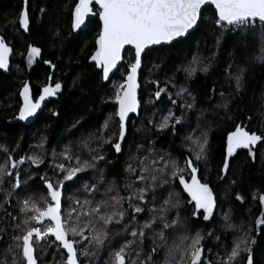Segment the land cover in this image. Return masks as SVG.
Here are the masks:
<instances>
[{"label":"trees","instance_id":"obj_1","mask_svg":"<svg viewBox=\"0 0 264 264\" xmlns=\"http://www.w3.org/2000/svg\"><path fill=\"white\" fill-rule=\"evenodd\" d=\"M76 2L77 0H28L29 26L25 31L19 25L24 0H0V34L14 51L9 75L0 72V164H6L9 154L14 161L30 155H36L44 161L40 168L35 169L31 161L25 160L20 164V169L12 170V176L21 174V185L16 193L21 199L24 195L33 197L35 192L40 193L42 180L40 177L35 179L34 176L42 174L52 176L53 181L58 180L62 178V173H57L55 163L75 165V157L79 156L81 160L83 158L94 163L95 167L90 168L85 175L80 172L73 178L74 184L68 185L71 196L64 202L63 211L69 208L74 199H84L85 184L97 185L100 177L94 174L102 167L105 173L102 185L109 181L121 195H127L123 185L129 175L125 172L128 164L135 166L140 157L149 155V150L157 158L170 156L182 163L186 156H191L185 137L199 122L200 127L208 132V145L207 160L199 162L197 175L201 182L209 183L213 189L216 206L207 221L200 213L193 217V205L188 203L190 198L183 192L178 181L158 186L157 205L173 188L183 202L179 210L174 209L169 213L171 219L179 212V224L167 230V245L186 248L191 237L199 233L203 237L202 259L211 264H220L225 249L230 251L235 238L247 233L249 239L255 241L251 245L254 264H264V224L256 225L258 218L264 219V207L259 203V196L264 194V142H257L254 146V158L248 155L247 149H238L229 157L230 168L225 179L221 181L217 178L226 155L227 134L234 131L236 125L264 137V52L261 51L264 48V38L261 36V26H256L254 30L239 31L221 28L215 23V10L208 7L202 13L198 29L186 39L148 51L143 59L140 76L141 112L138 118H131L129 121L127 138L118 154L111 143L100 144L92 137L99 136L102 125L109 120L104 136H112V143H115L119 125L118 118L111 115L115 112L116 105L110 98L114 95V85L123 83L128 65L134 61L135 54L129 49L122 67L108 84H104L100 72L89 63L90 56L95 51L101 24L99 19L91 20L85 32L75 35L72 30V11ZM41 8L44 9L43 12L40 11ZM30 45L41 50L33 65L27 63ZM194 56L205 63L210 61L209 70L206 73L197 72L186 79L182 69L192 62ZM44 61L50 63L45 64ZM225 69L232 74L241 75L239 90ZM152 80L159 81L160 87L165 86V81H170L167 93L177 103L173 105L165 93L158 100L155 99L153 94L157 85L151 83ZM25 82L35 96L40 95L46 85L57 82L62 85L58 98L48 103L36 122L28 127L16 122L22 102L20 92ZM180 87L187 88L195 97L194 109L180 108L184 101L191 102L187 96L183 99L176 96ZM213 88L214 94L211 91ZM221 92L225 94L223 98L220 96ZM225 103L226 108L223 106ZM201 109L206 111L198 121ZM169 110L182 116V123L177 124L174 129L171 126L158 128L157 125ZM149 120L152 121L151 124ZM171 123L169 121L170 125ZM89 140V147L104 156V160H100L98 165L97 161H92V154L83 146ZM65 150L72 155V161L62 158L61 153ZM133 156L137 157L136 161L130 159ZM49 158L52 159L51 163ZM186 179H190L187 174ZM3 193L4 187L0 185V229L3 230L0 232V264H4L5 260L7 264H11L12 256L19 255L12 237L18 234L13 225L21 224L23 218L19 211L23 199L12 195L14 204L9 207L7 202L4 204ZM101 193L86 192V197L99 200ZM237 194L243 197L242 202L236 199ZM147 199L152 200L151 191ZM148 207H152V204L149 203ZM226 212L229 214L227 222L224 219ZM130 216L129 210L126 219ZM147 216L148 211L145 209L140 214V220L143 221ZM13 217L16 219L13 220ZM227 223L236 228H227ZM126 238L131 239L121 226H111L105 246L94 256H79V264H109L111 253ZM84 243L86 242H81L78 248L83 247ZM9 245H13L12 252L7 250ZM151 246L152 238L148 237L143 245L144 255L151 251ZM47 247L50 249L44 259L36 255L39 264H63L66 256L56 243L38 248L39 254ZM167 251L168 247H162L153 255L156 264H164ZM179 259L177 251L172 264H176ZM186 261L187 258L185 264ZM245 261L246 254L241 253L235 264H245Z\"/></svg>","mask_w":264,"mask_h":264},{"label":"snow or ice","instance_id":"obj_2","mask_svg":"<svg viewBox=\"0 0 264 264\" xmlns=\"http://www.w3.org/2000/svg\"><path fill=\"white\" fill-rule=\"evenodd\" d=\"M26 5L27 0H24L19 18V25L25 30L29 24ZM93 5L98 7L101 28L95 41V51L90 56V60L100 70L101 79L109 80L110 73L117 69L123 59L121 53L125 46H131L135 50V59L129 63L123 83L114 85V95L110 98L116 105L115 112L111 115L118 118L119 125L116 141L112 143V136H104L109 120H106L102 125L100 135L92 137L100 144L111 143L117 153L121 152V142L126 136V119L130 113H136L139 106L137 73L141 68V54L145 49L152 45L170 44L178 38L184 37L190 29L198 26L202 7L208 5L215 9L217 26L237 31L254 30L258 21L261 26V36L264 38V0H77L72 11L73 31L85 24L86 17L95 14ZM40 11L43 12L44 9L41 8ZM10 51L11 49L3 37H0V69L8 68ZM40 51L39 48L29 46L28 65L33 63L34 57L38 56ZM261 51L264 52V48ZM44 63L49 64L50 62L44 61ZM209 64L210 61L205 63L194 56L192 62L182 69L185 78L190 79L197 72L206 73L209 70ZM154 67L158 68L159 65H154ZM225 71L235 83L236 89L239 90L241 75L232 74L228 69ZM150 82L157 85L153 94L155 99L158 100L161 94L165 93L168 94L173 105L177 103L175 99H172L171 94L167 93V84L170 81H165L164 87H160L157 80ZM61 88L62 85L59 82L54 85H46L42 88L38 98L33 100L30 96L29 85L25 82L20 92L23 104L19 109L18 118L26 120L34 116L41 108V102L46 98L56 96ZM211 91L213 94L215 93L214 88ZM176 96L181 99L187 96L191 100V102L181 103V109H194L195 97L187 88L180 87ZM220 96L223 98L225 94L221 92ZM223 106L226 108L227 104L225 103ZM205 111L204 109L200 110L198 121L203 117ZM169 121L172 122L171 125ZM149 123L151 124L152 121L149 120ZM180 123H182V116H177L169 110L157 127L163 129L171 126L174 129ZM113 135L116 134L113 133ZM185 140L188 142L191 156H186L182 163L170 156L157 158L149 150V155L140 157L135 166L129 163L125 168V172L129 174L123 185L127 195H121L120 191L115 189L112 183H109L104 193H101L99 200L88 197L83 200L77 198L63 212L61 189L65 181L73 180L78 173L94 168L95 164L89 160H81L79 156L75 157V165L71 163L66 165L63 162L55 163L54 167L57 173H62V178L53 181L50 178L41 177L47 189V197L50 199L41 197L44 200L42 207L32 197L21 201L19 211L23 214V218L21 224L13 225V228L18 230V234L12 237L19 255L12 256L11 264H37L35 251L44 247L45 244L56 242H58L57 247L64 249L67 254L63 264H79V256H94L105 246L113 225L121 226L126 236L131 239L126 238L125 242L111 253L109 264H156L153 255L157 254L162 247H168L164 264H172L177 251H179L180 259L176 261V264H185V258H187L186 264H211L206 259H202L203 245L201 241L203 237L199 233L191 237V242L186 248H180L179 245H167V230L173 229L179 224V212L177 211V216L171 219H169V213L174 209L179 210L183 206V202L178 198L179 194L175 192L174 188L168 191L158 205L156 203L159 199L156 188L178 181L183 192L190 198L188 203L193 205V217L200 213L207 221L213 215L216 206L213 189L209 183L201 182L197 175L199 162L207 160L208 132L201 128L198 122L196 128L185 137ZM90 142L91 140L84 142L83 146L92 154V161L104 160L102 154L89 147ZM257 142H264V137L255 132L246 131L240 125H236L234 131L228 132L226 155L220 168V175L217 177L218 180L225 179L230 168L229 157H232L238 149H247L248 155L254 158L253 148ZM3 150L7 152L6 148ZM61 156L64 160L72 161L73 159L68 150L61 153ZM130 159L136 161L137 157L133 156ZM25 160L31 161L34 166L43 162L36 155L20 157L19 161H14L9 154L6 164H0V185L4 183L6 177H11L12 170L23 164ZM100 171L103 172L102 169ZM186 174L190 176V179H186ZM15 176V183H12L13 190L20 188L21 185L19 173H16ZM84 189L89 194L99 191L96 184L90 186L85 184ZM149 191L152 192L151 201L147 199ZM4 195L5 202H7V197L11 196L12 192L5 191ZM236 199L243 201L240 194L236 195ZM149 203L152 204L150 208L148 207ZM259 203L264 207V194L259 196ZM145 209L148 211V216L141 221L140 214L144 213ZM129 210L131 216L126 219ZM15 219L16 217H13V220ZM224 219L226 222L229 220L227 212ZM262 224H264V219L258 218L256 225ZM226 227L236 228L231 223H227ZM2 231L0 229V232ZM50 237H54V240H50ZM148 237L152 238L151 251L144 255L143 245ZM81 242L86 243L83 244V247L78 248ZM254 243L255 241L250 240L247 233L236 237L231 250L225 249V255L220 259V264H235L241 253L246 254L245 264H254L251 248ZM7 250L12 252L13 245H9ZM4 264H7L6 260Z\"/></svg>","mask_w":264,"mask_h":264},{"label":"water","instance_id":"obj_3","mask_svg":"<svg viewBox=\"0 0 264 264\" xmlns=\"http://www.w3.org/2000/svg\"><path fill=\"white\" fill-rule=\"evenodd\" d=\"M94 6H95V5H93L92 7H94ZM96 7H97V6H96ZM208 7H212V8L214 9V7H213V6H210V5H208V6H203V7H202V11H201V16H200V18H199V20H198V26H194L193 29H190L189 32L186 33L184 37L178 38L176 41H173V42L170 43V44H161V45H152V46H149V47H148L147 49H145V51L141 54V68L138 69V73H137V84H138V88H137V99H138V102H139V106H138L137 112H136V113H130V114H129V117L126 119V136H125L124 140L121 142V143H122V147H123L124 142H125V140H126V138H127L129 121L131 120V118H138L139 115H140V112H141V103H140V91H141V86H140V76H141V72H142V69H143V59H144V56H145L146 53H147L148 51H150V50H153V49H155V48H160V47H162V46H170V45L174 44L175 42H179V41H181V40L186 39L189 35H191L192 33H194V32L198 29V27H199V25H200V23H201V20H202V13H203V11H204L206 8H208ZM26 8L28 9V0H27ZM214 10H215V9H214ZM93 13H95L94 10H93ZM27 14H28V10H27ZM28 19H29V18H28ZM94 19H99V16H98L97 13H95L94 15H91V16H89V17H86L85 24L82 25L79 29L73 31V33H74L75 35H78V34H80V33H82V32H85L86 29H87V27H88V23H89L91 20H94ZM99 21H100V20H99ZM100 23H101V22H100ZM28 26H29V24H28ZM22 29H23V28H22ZM27 29H28V28H27ZM23 30H25V29H23ZM72 30H73V29H72ZM25 31H26V30H25ZM0 37H2L1 34H0ZM3 39H4V38H3ZM4 40H5V39H4ZM7 45H8V44H7ZM8 47L11 49V51H10V53H9L8 68H7L6 70H5V69H0V72H1L2 74H4V75H9V73H10V71H11V67H12V59H13V55H14V51H13V49H12L9 45H8ZM129 49L133 50V51H134V54H135V50H134L131 46H125V49L122 50V53H121L122 58H123L122 61H121V63L118 65L117 69H114L113 72L110 73V78H109L108 81H104V80H103L104 84H108V83L112 80V78L114 77V75L116 74V72L122 67V65H123L124 62H125V54H126V52H127ZM89 63H90L91 65H94V66H95L94 62H92L90 59H89ZM96 69H97V68H96ZM97 71L100 72L99 69H97ZM29 90H30V89H29ZM30 96H31V98L33 99V96H32V92H31V90H30ZM21 99H22V104H23V98L21 97ZM48 101H49V98H46L44 101L41 102V108L37 110V113H36L34 116L29 117V118L26 119V120H20V119L18 118V116H17L16 122L19 123L20 125H23V126H26V127H28V126L34 124V123L36 122V120L39 118V116L41 115V113L43 112V110H44V108H45V106H46V103H47ZM21 106H22V105H21ZM18 115H19V113H18ZM61 191H62V189H61ZM53 238H54V237H53ZM56 243L58 244V242H56ZM61 251L64 252V253L66 254V251H65L64 249L61 248ZM34 254L36 255V251H35ZM66 255H67V254H66ZM37 264H38V262H37Z\"/></svg>","mask_w":264,"mask_h":264},{"label":"flooded vegetation","instance_id":"obj_4","mask_svg":"<svg viewBox=\"0 0 264 264\" xmlns=\"http://www.w3.org/2000/svg\"><path fill=\"white\" fill-rule=\"evenodd\" d=\"M97 9V10H96ZM93 10H94V12L95 13H97L98 14V7H96V6H94L93 7ZM100 22V21H99ZM89 24V23H88ZM101 24V23H100ZM2 36V35H1ZM3 37V36H2ZM4 38V37H3ZM37 58H38V56H37ZM36 58V59H37ZM58 94V93H57ZM32 96H33V100H35L36 98H38V96H35L34 95V93H32ZM20 97H21V95H20ZM58 98V95H56V96H54V97H49V101L46 103V106L48 105V103H50L51 101H53V100H55V99H57ZM21 105H22V102H21ZM46 106H45V108H46ZM21 107V106H20ZM45 108H44V110H45ZM43 110V111H44ZM42 114V113H41ZM123 148V147H122ZM122 151V150H121ZM121 153V152H120ZM120 153H118V154H120ZM49 161H50V163L52 162V159L51 158H49ZM44 162V161H43ZM42 162V163H43ZM42 163L41 164H39L38 166H34L35 167V169H38V168H40L41 167V165H42ZM18 169H20L21 168V166L19 165L18 167H17ZM37 173V172H36ZM38 175V174H37ZM43 175L41 174V176H34V178L35 179H37V177H42ZM44 177H46V178H50L51 179V177L52 176H44ZM15 179H16V176H11V177H6L5 178V180H4V183L2 184L3 185V187H4V193H5V191H8V192H12V195L13 196H17L18 198H20L21 199V197L16 193V189L15 190H13L12 189V183H15ZM19 179H20V181H21V174L19 173ZM42 180V179H41ZM9 181H11V182H9ZM68 185H69V183L68 182H65L64 183V186L62 187V212H63V209H64V202L66 201V199H68L70 196H71V192H70V190H68ZM41 188H42V190L40 191V193H36L35 192V194L33 195V199L34 200H36V201H38L39 202V204H40V206L42 207L43 206V204H44V200H42L41 199V197H43L44 199H50V198H48L47 197V189H46V187H45V185H44V182H43V180H42V186H41ZM4 193H3V195H4ZM12 195L11 196H9V197H7V204H8V206L9 207H11L13 204H14V198L12 197ZM5 196V195H4ZM29 196H27V195H24L23 196V198L22 199H25V198H28ZM21 199V200H22ZM3 200H4V204L6 203L5 202V197L3 198ZM37 226H39V225H37ZM50 240H54V238L53 237H50L49 238ZM57 244V243H56ZM50 249V247H47V249H42L41 250V252H40V254H39V249H37L36 250V255H37V257H39L40 256V258L41 259H44L45 257H46V255H47V253H48V250ZM60 249V251H61V248H59ZM62 252V251H61ZM65 256H66V254L64 253V252H62ZM79 260V259H78ZM37 262H38V264H39V261H38V259H37Z\"/></svg>","mask_w":264,"mask_h":264},{"label":"rangeland","instance_id":"obj_5","mask_svg":"<svg viewBox=\"0 0 264 264\" xmlns=\"http://www.w3.org/2000/svg\"><path fill=\"white\" fill-rule=\"evenodd\" d=\"M36 58H37V56L34 57L33 63H32L31 65H33V64L35 63ZM87 156H89V153H88V152H87ZM82 157H83V156H82ZM82 160H83V158H82ZM99 163H100V161H97V162H96L97 165H98ZM101 169L103 170V172L100 171ZM101 169H99V171H98L96 174H94L95 176L100 177V180L97 182V186H98V190H99L98 193H100V192L104 193L105 188L107 187V184L110 183V182L108 181V183L102 185V184H103V178L101 179V177L104 176L105 173H104V167H102ZM89 170H90V169H88V170H86V171H82V175H85V173H87ZM83 173H84V174H83ZM65 182H68L69 185H73V184H74V180H71V181H65ZM83 195H84V198H85V197H86V192H85V190H84V192H83Z\"/></svg>","mask_w":264,"mask_h":264},{"label":"built area","instance_id":"obj_6","mask_svg":"<svg viewBox=\"0 0 264 264\" xmlns=\"http://www.w3.org/2000/svg\"><path fill=\"white\" fill-rule=\"evenodd\" d=\"M256 26H260V24H259V22H258V21H257V23H256ZM256 26H255V27H256ZM234 30H235V29H234Z\"/></svg>","mask_w":264,"mask_h":264},{"label":"bare ground","instance_id":"obj_7","mask_svg":"<svg viewBox=\"0 0 264 264\" xmlns=\"http://www.w3.org/2000/svg\"><path fill=\"white\" fill-rule=\"evenodd\" d=\"M19 113V112H18ZM18 116V115H17ZM17 119V118H16Z\"/></svg>","mask_w":264,"mask_h":264}]
</instances>
